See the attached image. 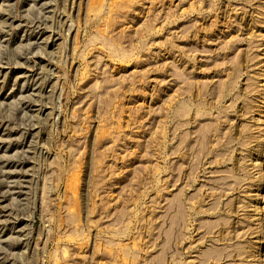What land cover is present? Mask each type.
Here are the masks:
<instances>
[{"label":"rangeland","instance_id":"rangeland-1","mask_svg":"<svg viewBox=\"0 0 264 264\" xmlns=\"http://www.w3.org/2000/svg\"><path fill=\"white\" fill-rule=\"evenodd\" d=\"M0 264H264V0H0Z\"/></svg>","mask_w":264,"mask_h":264}]
</instances>
